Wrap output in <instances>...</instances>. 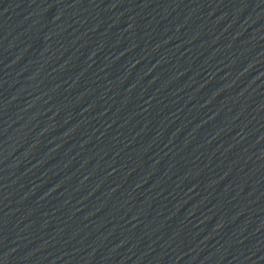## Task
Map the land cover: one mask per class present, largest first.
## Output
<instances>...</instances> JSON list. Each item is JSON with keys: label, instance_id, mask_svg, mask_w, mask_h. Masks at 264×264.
<instances>
[{"label": "water", "instance_id": "95a60500", "mask_svg": "<svg viewBox=\"0 0 264 264\" xmlns=\"http://www.w3.org/2000/svg\"><path fill=\"white\" fill-rule=\"evenodd\" d=\"M264 68V0H173Z\"/></svg>", "mask_w": 264, "mask_h": 264}]
</instances>
